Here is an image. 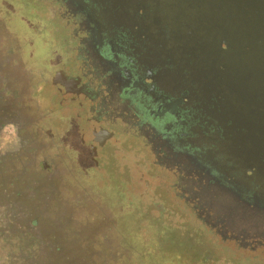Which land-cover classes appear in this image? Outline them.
Instances as JSON below:
<instances>
[{
	"label": "rangeland",
	"instance_id": "1",
	"mask_svg": "<svg viewBox=\"0 0 264 264\" xmlns=\"http://www.w3.org/2000/svg\"><path fill=\"white\" fill-rule=\"evenodd\" d=\"M46 4L0 0V264H264V246L241 247L210 224L258 240L264 213L221 195L204 198L207 211L178 199L172 173L127 117L114 124L98 166L80 142L91 133L76 108H61L65 122L45 120L53 97L46 68L81 57L68 51L66 13Z\"/></svg>",
	"mask_w": 264,
	"mask_h": 264
},
{
	"label": "flooded vegetation",
	"instance_id": "2",
	"mask_svg": "<svg viewBox=\"0 0 264 264\" xmlns=\"http://www.w3.org/2000/svg\"><path fill=\"white\" fill-rule=\"evenodd\" d=\"M45 1L46 7H62L66 13L67 23L73 24L68 51L81 57L75 59L79 64L68 55L56 70L51 64L46 68L52 73L53 97L45 104L44 117L53 124L62 123L61 108H76L82 125L90 129L91 141L81 135L80 142L89 147L88 159L94 166L99 165L101 150L115 137L114 124L127 117L134 128L131 131L154 150L157 165L172 173L182 190L178 199L193 207L198 204L203 211L208 210L204 198L209 195L231 197L239 205L263 204L257 200L261 197L258 188L241 184L237 172L229 170L228 161L216 153L223 137L210 118L213 98L204 97L192 84L188 87L184 77L176 74L177 65L161 47L163 34L170 29L155 16L148 0ZM67 43L64 38L62 44ZM42 62L35 63L34 71L43 69ZM112 100L123 103L119 111ZM210 218L201 217L205 222ZM217 223L210 224L224 240L244 248L264 246L263 231L256 234L258 240L243 239L224 234Z\"/></svg>",
	"mask_w": 264,
	"mask_h": 264
},
{
	"label": "water",
	"instance_id": "3",
	"mask_svg": "<svg viewBox=\"0 0 264 264\" xmlns=\"http://www.w3.org/2000/svg\"><path fill=\"white\" fill-rule=\"evenodd\" d=\"M148 1L170 29L161 47L176 74L213 98L216 153L258 188L263 204L246 206L264 213V0Z\"/></svg>",
	"mask_w": 264,
	"mask_h": 264
},
{
	"label": "trees",
	"instance_id": "4",
	"mask_svg": "<svg viewBox=\"0 0 264 264\" xmlns=\"http://www.w3.org/2000/svg\"><path fill=\"white\" fill-rule=\"evenodd\" d=\"M43 36V37H42ZM45 35L43 34V33H41V37H40V39H41V41L43 42V40L45 39V37H44Z\"/></svg>",
	"mask_w": 264,
	"mask_h": 264
}]
</instances>
